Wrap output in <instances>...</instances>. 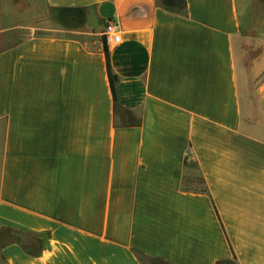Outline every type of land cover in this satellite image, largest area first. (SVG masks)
Returning a JSON list of instances; mask_svg holds the SVG:
<instances>
[{
  "label": "crops",
  "instance_id": "crops-1",
  "mask_svg": "<svg viewBox=\"0 0 264 264\" xmlns=\"http://www.w3.org/2000/svg\"><path fill=\"white\" fill-rule=\"evenodd\" d=\"M40 1H0V231L40 239L0 264H264V0Z\"/></svg>",
  "mask_w": 264,
  "mask_h": 264
},
{
  "label": "trees",
  "instance_id": "trees-1",
  "mask_svg": "<svg viewBox=\"0 0 264 264\" xmlns=\"http://www.w3.org/2000/svg\"><path fill=\"white\" fill-rule=\"evenodd\" d=\"M105 53L108 57V50H107L106 45H105ZM107 74H108L109 83L111 85H113L115 80H116V76L113 74L108 62H107ZM192 181L197 182V186H195L194 189H198L201 192L207 191L202 178H198L197 180H195L193 178ZM183 187L188 188L187 186H184V185H183ZM7 232L11 233V234L14 233L16 235L15 242L18 243L23 248V250H25V252L30 253V254H34V244H32L36 240V236L34 233H24V232H20V231L14 230V229H8ZM36 241L38 242V241H40V239H38ZM145 259H147V258H145L144 256H140L141 262L144 263Z\"/></svg>",
  "mask_w": 264,
  "mask_h": 264
},
{
  "label": "rangeland",
  "instance_id": "rangeland-1",
  "mask_svg": "<svg viewBox=\"0 0 264 264\" xmlns=\"http://www.w3.org/2000/svg\"><path fill=\"white\" fill-rule=\"evenodd\" d=\"M21 4L24 5L23 11H26V9H27L26 5H32L35 7L36 10H39L40 13L42 12V21H46V19H48L49 11L45 8L44 4L40 0H22ZM2 41H3V39L1 38V34H0V48L3 44ZM14 238H16V235L14 233L13 234L8 233L7 230H4L3 232L0 231V245L4 242L9 241V240H13ZM32 244H34V243H32ZM146 262H147V260H145V263ZM149 264H162V263L156 260L153 262L149 261Z\"/></svg>",
  "mask_w": 264,
  "mask_h": 264
},
{
  "label": "built area",
  "instance_id": "built-area-1",
  "mask_svg": "<svg viewBox=\"0 0 264 264\" xmlns=\"http://www.w3.org/2000/svg\"><path fill=\"white\" fill-rule=\"evenodd\" d=\"M104 39L108 46L114 45L119 41L118 26L113 20L107 21L104 27Z\"/></svg>",
  "mask_w": 264,
  "mask_h": 264
}]
</instances>
